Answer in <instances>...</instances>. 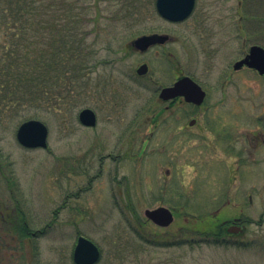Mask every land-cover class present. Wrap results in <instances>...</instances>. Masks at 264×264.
Here are the masks:
<instances>
[{"label": "rangeland", "instance_id": "obj_1", "mask_svg": "<svg viewBox=\"0 0 264 264\" xmlns=\"http://www.w3.org/2000/svg\"><path fill=\"white\" fill-rule=\"evenodd\" d=\"M71 2L88 6L96 53L89 87L72 116L37 114L49 129L47 149L17 142L30 109L0 117V264H75L79 236L100 248L98 264H264V147L252 157L242 150L253 134L264 140V80L252 71L232 76L244 52L264 47V0H197L179 23L159 16L156 0L124 20L117 0ZM154 34L170 41L135 47ZM143 63L150 69L140 78ZM179 73L207 91L206 106L161 113L156 90ZM86 108L97 114L95 128L79 122ZM242 156L248 166L239 170ZM162 206L177 212L167 228L144 216ZM5 210L26 215L36 234L19 238ZM235 217L250 221L246 234L222 239L220 223Z\"/></svg>", "mask_w": 264, "mask_h": 264}, {"label": "trees", "instance_id": "obj_2", "mask_svg": "<svg viewBox=\"0 0 264 264\" xmlns=\"http://www.w3.org/2000/svg\"><path fill=\"white\" fill-rule=\"evenodd\" d=\"M59 1L62 12L57 0H52L54 6L51 0H0V117L16 118L28 109L27 120L44 112L72 116L84 103L86 72L96 55L85 31L88 6L77 10L75 0ZM143 1L117 0L116 16L127 19ZM13 225L19 238L26 239L24 220Z\"/></svg>", "mask_w": 264, "mask_h": 264}, {"label": "water", "instance_id": "obj_3", "mask_svg": "<svg viewBox=\"0 0 264 264\" xmlns=\"http://www.w3.org/2000/svg\"><path fill=\"white\" fill-rule=\"evenodd\" d=\"M196 0H157L156 10L163 19L179 23L187 20L193 13ZM244 65L259 72L264 76V48L258 45L251 47L248 55L234 66L236 70ZM146 70V66H142L140 73ZM160 97L164 100H170L176 97H183L188 103L202 105L206 92L192 78L184 76L180 78L173 86L164 88ZM79 122L85 127H95L97 124V116L95 112L89 108L83 109L78 115ZM49 130L45 123L40 120L32 119L22 123L17 130V141L20 145L28 149H46L48 147ZM144 216L152 223L159 227L167 228L174 222L173 212L166 207H158L156 209H147ZM228 233L230 236L246 234L245 229L239 226H232ZM243 234V235H242ZM101 259V251L99 247L84 236H80L77 240L73 253L75 264H97Z\"/></svg>", "mask_w": 264, "mask_h": 264}, {"label": "flooded vegetation", "instance_id": "obj_4", "mask_svg": "<svg viewBox=\"0 0 264 264\" xmlns=\"http://www.w3.org/2000/svg\"><path fill=\"white\" fill-rule=\"evenodd\" d=\"M168 41H170L169 40V37L166 35V36H163V35H156V34H154V35H151V36H149V37H143V38H141V39H138V40H136V41H134V45H135V47L137 48V49H139L141 52H146V51H148V49L150 48V47H154V46H159V45H163V44H165V43H167ZM255 45V44H254ZM253 46V45H252ZM251 46V47H252ZM251 47L246 51V52H244L243 53V55H242V57L238 60V61H236L235 63H234V65H233V70H234V72L232 73V76H236V75H241V74H243V72H249V71H252V72H254V73H257L263 80H264V76H262V75H260L256 70H254V69H252V68H249L248 66H246V65H244L243 67H241L240 69H238V70H236L235 68H234V66H235V64L237 63V62H239V61H241V60H243L247 55H248V53L250 52V49H251ZM146 66V70L144 71V70H142V71H144L143 73H140L139 71H141V68H142V66ZM149 65L147 64V63H143V64H141L139 67H138V69H137V75L140 77V78H145V77H147V75L149 74ZM184 76H188V75H183L182 73H179V74H175V81L171 84V85H168V86H162V87H159L157 90H156V92H157V94H158V99H159V101H160V103H162V104H165L166 105V107H165V109L164 110H162L161 111V113H164L165 111H172L173 109H177L179 106H181V105H185L186 107H189V108H194V109H201V108H203V107H205L206 106V101H207V98H208V93H207V91L202 87V85L201 84H199L193 77H191V76H188V77H190V78H192L196 83H198L200 86H201V88L206 92V98H205V100H204V102H203V104L202 105H200V106H198V105H196V104H192V103H188V102H186L185 100H184V98L183 97H176V98H173V99H170V100H164V99H162L161 97H160V94H161V91L164 89V88H167V87H171V86H173L180 78H182V77H184ZM231 76V77H232ZM231 77H229L228 78V80H230V78ZM233 79V77L231 78V80ZM96 114V113H95ZM96 116H97V114H96ZM97 121H98V118H97ZM263 121V120H262ZM196 123H197V121L195 120V119H192L191 121H190V123H189V127H193V126H195L196 125ZM96 126H97V124H96ZM95 126V127H96ZM95 127H93V128H95ZM245 144H246V142H244ZM227 146V148H229L230 150H234L236 147H235V145L233 146V143H231V141L229 142V143H227L226 141H223L222 142V147H226ZM248 146L249 147H246V148H243L242 150L243 151H245V153L249 156V157H252V154H253V151H255V150H257V148L260 146V147H264V140H262L261 142H257V137H256V135H254L253 134V137L249 140V143H248ZM251 147L253 148L252 150H251ZM24 148V147H23ZM26 149V148H25ZM47 149V148H46ZM28 150H30V149H28ZM244 153V152H243ZM241 156V155H240ZM249 163H251V162H249ZM246 166H248V163L246 162V160H245V158L242 156L241 157V161L239 162V170H244V168L246 167ZM231 172H233V170L231 169ZM249 173H250V171H249ZM240 174H241V172H240ZM251 174V173H250ZM244 175V174H243ZM231 180L232 181H234V182H236L237 181V176H236V174L235 173H231ZM246 177V179H247V177H248V175L247 176H245ZM230 180V179H229ZM230 180V181H231ZM240 181V180H239ZM230 186V185H229ZM225 197V196H224ZM228 200L229 199H226V201L224 202V204H227V202H228ZM249 201H250V203H252V198H251V196H250V198H249ZM16 202H18V201H16ZM16 210H17V208H18V206L17 205H15V207H14ZM20 213H22V214H24L25 215V213H23V212H20ZM174 215H175V218H176V215H177V212H175L174 211ZM1 217L4 219V220H8V219H14L15 221L14 222H16V221H18V220H20L21 218L24 220V223L26 224V226H28V224H27V221H26V215H25V218H23V216H21V214H19V212H15L14 210H12L11 212L9 211V210H5L3 213H2V215H1ZM250 221L249 220H244V219H242L241 217H235V218H233V219H227V220H224V221H222L221 223H220V226H221V228H222V232L220 233L221 234V238L222 239H226V238H235V237H242L241 235H233V236H230L231 234L230 233H228V230L232 227V226H239V227H241V228H243V229H245V232L247 231V226H248V223H249ZM28 228H29V230H28V232H27V237H32V235L34 236L36 233H33L32 231H31V229H30V227L28 226ZM39 233H42L41 231H39ZM243 235V234H242Z\"/></svg>", "mask_w": 264, "mask_h": 264}]
</instances>
